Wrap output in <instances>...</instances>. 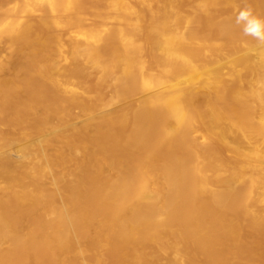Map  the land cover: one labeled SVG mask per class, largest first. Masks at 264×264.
Returning a JSON list of instances; mask_svg holds the SVG:
<instances>
[{
    "label": "bare ground",
    "instance_id": "obj_1",
    "mask_svg": "<svg viewBox=\"0 0 264 264\" xmlns=\"http://www.w3.org/2000/svg\"><path fill=\"white\" fill-rule=\"evenodd\" d=\"M89 1L0 5V264H264V0Z\"/></svg>",
    "mask_w": 264,
    "mask_h": 264
},
{
    "label": "rangeland",
    "instance_id": "obj_2",
    "mask_svg": "<svg viewBox=\"0 0 264 264\" xmlns=\"http://www.w3.org/2000/svg\"><path fill=\"white\" fill-rule=\"evenodd\" d=\"M15 0H0V5H7L9 3L14 2ZM84 3L86 4H90L91 2L89 0H84ZM28 23L30 25V33L31 35H34L35 33L38 32V27H37V19L36 16H29L27 18ZM116 23L111 21L109 25H115ZM60 42L65 45L68 46L70 44V38L68 36V34L63 31L62 33V37L60 39ZM10 53L8 51V48L6 47L4 40H0V60L5 59L7 56H9ZM55 56V55H54ZM16 60V59H15ZM62 66V65H61ZM98 71L95 69H90V72L88 73V75L85 77V82L89 83V84H94V82L96 81L97 77H98ZM112 93V87H107L103 92H102V98L107 99ZM72 111L75 114L76 112L78 113L79 110L76 107H72ZM3 117H0V128H7L9 129H13L15 128L13 126V124L10 126H6L4 125V121H3ZM72 116L62 113V114H50L48 115V121L50 124H54V125H58L61 128H64V124L66 122H72ZM87 258L90 257V255L86 256Z\"/></svg>",
    "mask_w": 264,
    "mask_h": 264
}]
</instances>
